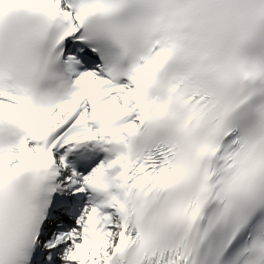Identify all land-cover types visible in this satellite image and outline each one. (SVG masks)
Here are the masks:
<instances>
[{
    "label": "snow or ice",
    "instance_id": "snow-or-ice-1",
    "mask_svg": "<svg viewBox=\"0 0 264 264\" xmlns=\"http://www.w3.org/2000/svg\"><path fill=\"white\" fill-rule=\"evenodd\" d=\"M0 264H264V0H0Z\"/></svg>",
    "mask_w": 264,
    "mask_h": 264
}]
</instances>
